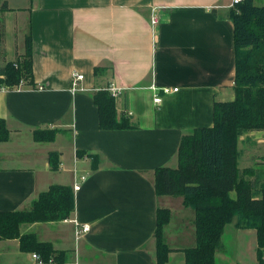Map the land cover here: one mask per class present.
I'll list each match as a JSON object with an SVG mask.
<instances>
[{
    "label": "crops",
    "instance_id": "obj_1",
    "mask_svg": "<svg viewBox=\"0 0 264 264\" xmlns=\"http://www.w3.org/2000/svg\"><path fill=\"white\" fill-rule=\"evenodd\" d=\"M231 3L0 0V69L26 54L30 36L37 85L0 88V118L10 131V140L0 142V212L28 211L53 185H81L69 219L20 226L22 235L35 234L64 253L61 263L45 264H157L162 208L172 212L164 231L168 264H186L183 250L196 245L194 213L183 197H158L154 173L176 168L183 136L212 126L214 103L235 98ZM99 67L104 71L95 75ZM74 73L84 76L81 92H72ZM152 86L178 91L162 94L157 105ZM111 87L119 89V115L135 127L101 129L94 93ZM41 129H57L55 141H35ZM90 155L100 157L96 169ZM75 221L91 230L78 238ZM222 241L217 264H259L256 230L234 223ZM248 245L249 259L234 254ZM33 254L21 251L19 239L0 240V264H38Z\"/></svg>",
    "mask_w": 264,
    "mask_h": 264
},
{
    "label": "trees",
    "instance_id": "obj_2",
    "mask_svg": "<svg viewBox=\"0 0 264 264\" xmlns=\"http://www.w3.org/2000/svg\"><path fill=\"white\" fill-rule=\"evenodd\" d=\"M230 17L234 24L235 98L214 103L212 126L183 136L176 168L162 166L154 173L158 197H183L184 206L195 211L196 245L183 250L186 264H217L216 253L224 249L222 237L234 218L239 228L256 230L258 263L264 264V158L248 169L241 170L239 166V138L249 132H264V5L243 0L232 8ZM2 41L0 32V45ZM32 45V37L27 36L26 54L0 69V88L14 89L22 84L37 88ZM101 71L104 69L96 68L95 75ZM94 102L101 129L129 130L136 126L126 115H119L116 98L108 89L94 93ZM57 133V129H41L34 132L33 138L37 142H54ZM9 140V128L0 118V142ZM77 155L86 156L80 152ZM50 156L55 170L59 165L57 156ZM90 157L96 169L100 157ZM74 209L73 188L53 185L28 211L0 212V240L19 239L22 252L38 254L45 263H61L63 252L56 251L49 242H40L35 234L22 235L20 226L69 219ZM157 212L155 257L157 264H168L172 250L164 231L172 212L167 208Z\"/></svg>",
    "mask_w": 264,
    "mask_h": 264
},
{
    "label": "rangeland",
    "instance_id": "obj_3",
    "mask_svg": "<svg viewBox=\"0 0 264 264\" xmlns=\"http://www.w3.org/2000/svg\"><path fill=\"white\" fill-rule=\"evenodd\" d=\"M239 151H240L239 166L241 170L248 169L252 166L253 167L256 166L255 165L256 162L257 161L259 162L260 159L264 158V132H249V134L242 135L239 138ZM246 179L250 180L248 176L246 177ZM179 199L182 201V197ZM180 209L181 207H176V210L179 211ZM192 212L194 213V217H195V211L191 210V213ZM175 219L176 220L178 219V215L177 217H175ZM192 221L194 225V220ZM234 223H236L235 218L228 225H231ZM247 240H248L247 243L251 242V240L249 239ZM238 253L242 257L249 259V256L252 253V251L251 249H249V245H248V248L246 249L243 248L241 251L235 252L234 254L238 255Z\"/></svg>",
    "mask_w": 264,
    "mask_h": 264
},
{
    "label": "built area",
    "instance_id": "obj_4",
    "mask_svg": "<svg viewBox=\"0 0 264 264\" xmlns=\"http://www.w3.org/2000/svg\"><path fill=\"white\" fill-rule=\"evenodd\" d=\"M231 6L230 8H237L238 5H240L241 3H243V0H231ZM152 23L153 25H156L157 22H158V19H156V17L154 16L152 18ZM83 79H84V76L81 75V74H77V73H74L73 74V88H72V92L73 93H76V92H81L83 91V86H82V82H83ZM152 90L155 92L156 94V98L154 99V102L155 104L159 105L162 103L163 101V95H166V96H170L172 94H174V92H177L178 89L177 88H174L173 90L168 88V87H163V88H156L155 86H152L151 87ZM109 92H111V95L113 96H117V94L119 93V89L117 88H109L108 89ZM81 181H85L86 180V177H81L80 178ZM81 189V185L80 184H77L75 183L74 184V190L77 192ZM75 226H76V235L78 238H80L81 236H83L84 234L88 233V231H90V225H82L80 224L79 222L75 221ZM33 259L37 261L38 264H45V262L43 260H41V257L38 255V254H33Z\"/></svg>",
    "mask_w": 264,
    "mask_h": 264
}]
</instances>
